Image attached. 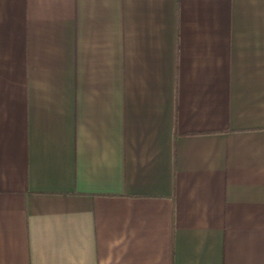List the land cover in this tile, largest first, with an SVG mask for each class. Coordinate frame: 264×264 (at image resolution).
<instances>
[{
    "label": "crops",
    "instance_id": "1",
    "mask_svg": "<svg viewBox=\"0 0 264 264\" xmlns=\"http://www.w3.org/2000/svg\"><path fill=\"white\" fill-rule=\"evenodd\" d=\"M0 264H264V0H0Z\"/></svg>",
    "mask_w": 264,
    "mask_h": 264
}]
</instances>
